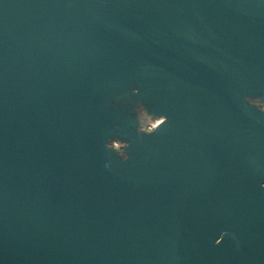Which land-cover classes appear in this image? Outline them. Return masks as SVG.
Segmentation results:
<instances>
[{
	"label": "water",
	"instance_id": "obj_1",
	"mask_svg": "<svg viewBox=\"0 0 264 264\" xmlns=\"http://www.w3.org/2000/svg\"><path fill=\"white\" fill-rule=\"evenodd\" d=\"M245 96L264 0H0V264H264Z\"/></svg>",
	"mask_w": 264,
	"mask_h": 264
},
{
	"label": "clouds",
	"instance_id": "obj_2",
	"mask_svg": "<svg viewBox=\"0 0 264 264\" xmlns=\"http://www.w3.org/2000/svg\"><path fill=\"white\" fill-rule=\"evenodd\" d=\"M132 91L135 92V91H137V89H133ZM244 100L249 106L254 107L258 112L264 113V101H262L260 99H254V98H252L250 96H245ZM140 111L142 112L143 109L141 108ZM159 119H162L163 124H166L167 120H168L167 116H162ZM154 130L155 131L159 130L158 128H156L155 124H153L152 128L148 129V132L152 133V132H154ZM221 239H223V236L221 237ZM216 244L218 245L219 241H217Z\"/></svg>",
	"mask_w": 264,
	"mask_h": 264
}]
</instances>
